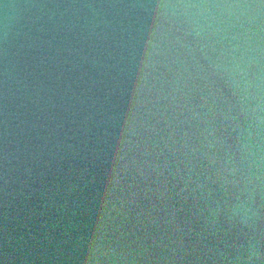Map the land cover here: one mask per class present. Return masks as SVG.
Returning <instances> with one entry per match:
<instances>
[{"label":"water","instance_id":"obj_1","mask_svg":"<svg viewBox=\"0 0 264 264\" xmlns=\"http://www.w3.org/2000/svg\"><path fill=\"white\" fill-rule=\"evenodd\" d=\"M0 264H264V0H0Z\"/></svg>","mask_w":264,"mask_h":264}]
</instances>
